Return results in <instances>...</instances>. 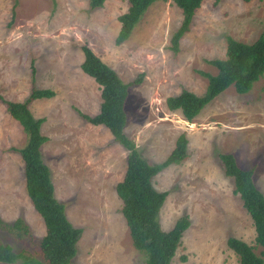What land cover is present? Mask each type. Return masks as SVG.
I'll return each instance as SVG.
<instances>
[{
  "label": "rangeland",
  "instance_id": "374dc122",
  "mask_svg": "<svg viewBox=\"0 0 264 264\" xmlns=\"http://www.w3.org/2000/svg\"><path fill=\"white\" fill-rule=\"evenodd\" d=\"M89 0H0V97L23 102L32 87L53 92L29 106L43 119L48 141L41 156L49 168L54 197L69 223L81 231L72 264H143L133 248L115 188L124 177L127 151L103 126L87 124L78 112L93 116L100 104L99 87L80 70L81 48L87 47L121 81L131 84L125 103V136L150 165L163 162L180 135L187 156L162 170L152 181L167 193L159 225L168 232L181 217L189 221L171 264H238L227 247L229 238L251 246L255 232L233 180L224 175L219 155L230 154L242 170L253 169V181L264 196V74L250 92L233 87L209 103L191 123L169 112L165 100L188 91L202 96L216 75L208 64L222 60L226 38L252 44L264 34V0H204L178 52L170 40L182 14L171 1L150 6L130 37L116 45L118 17L128 0H108L90 10ZM26 136L0 101V221L21 220L27 234L0 230V244L35 256L45 234L41 217L25 193L24 166L14 150ZM12 150V151H11Z\"/></svg>",
  "mask_w": 264,
  "mask_h": 264
},
{
  "label": "trees",
  "instance_id": "16d2710c",
  "mask_svg": "<svg viewBox=\"0 0 264 264\" xmlns=\"http://www.w3.org/2000/svg\"><path fill=\"white\" fill-rule=\"evenodd\" d=\"M108 0H89L90 10L101 9ZM167 0H128L127 12L118 17L119 30L115 44L124 43L133 32L147 9L155 2ZM181 10L182 20L172 35L170 50L178 52L180 39L189 31L193 16L204 0H169ZM220 0H214L218 3ZM249 2L251 0H243ZM263 1V0H258ZM17 6L14 0L13 9ZM83 60L81 72L92 79L99 87L100 104L98 113L93 116L78 112L89 125L103 126L113 140L127 151L126 170L120 183L116 185V196L122 203L121 215L128 228L133 248L143 257V264H171L183 233L189 227L186 217L176 221L168 232L161 230L159 213L167 197L165 192H157L153 179L171 165H179L187 156V139L180 135L174 149L167 158L156 165L143 159L133 141L124 134L126 126L125 103L128 88L139 84L138 77L130 85L121 81L114 70L97 58L89 48H81ZM216 69V75L201 73L207 86L202 96L188 91L167 98L165 106L169 112H179L181 117L191 123L201 111L216 97L233 87L238 95L251 91L253 85L264 74V34L252 44L239 43L226 38V52L222 60L208 62ZM53 92L32 87L23 102L0 101L9 116L21 127L26 136L23 148L14 150L24 166L25 193L35 212L41 217L45 234L38 244L39 253L35 256L27 251H14L9 245L0 244V264H72L81 231L74 228L66 218L64 207L54 197V187L49 168L41 156V147L48 141L41 134L43 119H34L29 106L36 100L50 99ZM12 151V150H11ZM224 175L233 180L234 194L238 195L242 206L251 219L255 244L262 251L260 256L251 246L235 239L227 240V247L235 254L238 264H264V196L253 181V169H240L230 154L219 155ZM10 234L21 237L27 234V227L21 220L12 225H2Z\"/></svg>",
  "mask_w": 264,
  "mask_h": 264
}]
</instances>
